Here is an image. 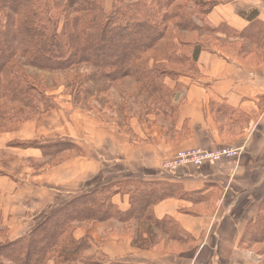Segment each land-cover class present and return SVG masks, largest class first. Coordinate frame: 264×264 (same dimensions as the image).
Here are the masks:
<instances>
[{
  "label": "crops",
  "instance_id": "obj_1",
  "mask_svg": "<svg viewBox=\"0 0 264 264\" xmlns=\"http://www.w3.org/2000/svg\"><path fill=\"white\" fill-rule=\"evenodd\" d=\"M214 7L205 20L213 28L241 32L255 12L264 25V0H208ZM113 0H103L105 11ZM216 38L237 43L216 33ZM202 52L194 77L165 80L177 89L172 121L159 116H132L119 124L105 110L76 109L60 95L49 112L0 134V241L27 234L52 209L97 187L126 180L162 182L191 199L170 197L152 207L157 221L169 219L179 239L162 231L150 234L137 222L91 221L76 224L72 237L86 261L106 264H264V241L246 250L240 246L248 225L255 223L264 199V50L248 56L223 51ZM111 112V111H109ZM107 117V118H106ZM69 143L44 156L39 148L20 146ZM236 149L238 157L184 167L167 173L161 163L187 149ZM111 202L120 212L129 197L117 191ZM254 225V224H253ZM251 225V226H253ZM259 247V251L255 250Z\"/></svg>",
  "mask_w": 264,
  "mask_h": 264
},
{
  "label": "trees",
  "instance_id": "obj_2",
  "mask_svg": "<svg viewBox=\"0 0 264 264\" xmlns=\"http://www.w3.org/2000/svg\"><path fill=\"white\" fill-rule=\"evenodd\" d=\"M214 3L113 0L105 11L103 0H0V134L52 110L53 106H38L60 86L70 92L73 103H79L81 96L85 104L93 101L109 111L115 108L119 124L129 120L131 103L140 106V116L173 120L179 85L171 90L166 79L194 77L199 55L214 47L217 51L228 47L226 52L239 58L264 50V25L254 11H241L248 26L233 32L206 22ZM216 33L238 42L218 39ZM82 69L90 72L82 74ZM20 146L39 148L44 156L77 150L69 143ZM114 188H125L126 212L112 204ZM170 197L193 195L166 183L141 180L97 187L52 209L24 236L0 241V264H101L81 259L80 245L72 237L76 224L91 221L137 222L138 233L147 225L148 234L159 230L181 240L174 223L157 221L151 212L156 203ZM253 224L240 241L246 250L264 241V199ZM3 234L0 230V239Z\"/></svg>",
  "mask_w": 264,
  "mask_h": 264
},
{
  "label": "built area",
  "instance_id": "obj_3",
  "mask_svg": "<svg viewBox=\"0 0 264 264\" xmlns=\"http://www.w3.org/2000/svg\"><path fill=\"white\" fill-rule=\"evenodd\" d=\"M239 155L236 149L222 147L214 150L187 149L176 153L173 157L161 163V169L173 173L184 167L200 168L206 164L219 163L222 160H232Z\"/></svg>",
  "mask_w": 264,
  "mask_h": 264
},
{
  "label": "rangeland",
  "instance_id": "obj_4",
  "mask_svg": "<svg viewBox=\"0 0 264 264\" xmlns=\"http://www.w3.org/2000/svg\"><path fill=\"white\" fill-rule=\"evenodd\" d=\"M221 30V29H220ZM211 44H216V42H214V43H212L211 42ZM206 46H208V47H211L210 46V44L208 43V44H205ZM218 48H221L222 47V45H221V43H219L218 45ZM212 48V47H211ZM223 49V51L224 52H226V51H228L230 48H228V47H224V48H222ZM230 51V50H229ZM81 72H82V74H88L89 72H90V70L89 69H82L81 70ZM57 78H58V76H57ZM60 83H61V81H60ZM59 91H60V95H62V96H65V97H69V99H70V103H71V105L74 107V108H76V109H81V110H84V109H91V108H96V109H101V110H105V115L106 116H109V114H113V116H114V114H115V108H112V110H111V112H109V110H108V108L107 107H101V106H99L97 103H95V102H93V101H91V102H89V103H84L83 101H82V99H81V96H80V102L79 103H73L72 102V97L70 96V92L69 91H66L62 86H60L59 88ZM58 89L56 90V91H54V92H49L47 95H46V97L48 98V99H45V98H43L42 99V105L41 106H38V108L40 109V108H45V107H47V106H53L54 108L57 106V103H56V101H55V99L58 97L57 95L55 96L54 95V93L55 92H58ZM180 89V88H179ZM131 103V102H130ZM174 106H176V103L174 102ZM130 108H131V111L129 112L130 113V117H132V116H140V106H138L137 104H133V103H131V105H130ZM32 116H34V115H32ZM140 117H144L143 115L142 116H140ZM160 117V116H159ZM35 118V117H34ZM107 118V117H106ZM161 118V117H160ZM163 119V118H162ZM172 120V119H171ZM169 118L168 119H166V121H171ZM117 121H120V119H118V117H117ZM121 190V192L123 193V191H124V189L125 188H120ZM255 250L258 252L259 251V247H256L255 248ZM260 253H261V251H259ZM101 264H106V263H101Z\"/></svg>",
  "mask_w": 264,
  "mask_h": 264
}]
</instances>
